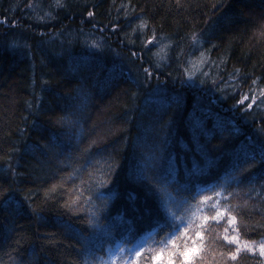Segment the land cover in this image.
<instances>
[{
	"label": "trees",
	"instance_id": "16d2710c",
	"mask_svg": "<svg viewBox=\"0 0 264 264\" xmlns=\"http://www.w3.org/2000/svg\"><path fill=\"white\" fill-rule=\"evenodd\" d=\"M262 150L264 0H0V264H264Z\"/></svg>",
	"mask_w": 264,
	"mask_h": 264
},
{
	"label": "snow or ice",
	"instance_id": "6c2138e0",
	"mask_svg": "<svg viewBox=\"0 0 264 264\" xmlns=\"http://www.w3.org/2000/svg\"><path fill=\"white\" fill-rule=\"evenodd\" d=\"M57 2H59V0H57ZM249 107H251V105H249ZM261 160H264V150H262V153H261ZM218 215H219V214H218ZM232 220L234 221V220H235V217H233ZM230 222H231V221H230ZM173 228H174V231H178V230H179V225H174ZM196 235H200V233L197 232ZM225 239H226V240H235L236 238H235V237H228V236H226ZM246 246H247V245H246ZM259 248H260V255L264 256V243H261V244L259 245ZM191 251H192V250H190V249H186L185 251H181V252L179 253V255H180V256H183V258H184L185 260H187V259H189V253H190ZM236 251L239 252L240 249L237 248ZM137 255H139V253H137ZM152 258H153V259H159V256L157 255V256H154V257H152ZM169 264H171V261H169Z\"/></svg>",
	"mask_w": 264,
	"mask_h": 264
},
{
	"label": "rangeland",
	"instance_id": "374dc122",
	"mask_svg": "<svg viewBox=\"0 0 264 264\" xmlns=\"http://www.w3.org/2000/svg\"><path fill=\"white\" fill-rule=\"evenodd\" d=\"M262 243H264V241H263ZM260 244H261V243H260ZM260 244H258V247L256 246V250L259 251V252H260V248H259V245H260Z\"/></svg>",
	"mask_w": 264,
	"mask_h": 264
}]
</instances>
